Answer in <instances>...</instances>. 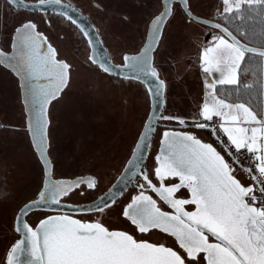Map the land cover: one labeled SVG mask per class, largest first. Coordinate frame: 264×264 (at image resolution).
Returning a JSON list of instances; mask_svg holds the SVG:
<instances>
[{
  "label": "snow or ice",
  "instance_id": "snow-or-ice-1",
  "mask_svg": "<svg viewBox=\"0 0 264 264\" xmlns=\"http://www.w3.org/2000/svg\"><path fill=\"white\" fill-rule=\"evenodd\" d=\"M9 2L40 14L24 18L0 47V68L16 78L43 180L17 206V238L0 264H264V181L255 175L264 174L259 149L238 141L231 129L222 128L221 136L203 107L190 118L166 111L167 79L155 57L172 0H162L142 45L121 52L119 62H113L99 29L63 0ZM49 13L78 29L85 60L98 72L143 82L150 97L125 164L104 188L95 174L57 177L49 154L51 109L66 94L74 70L48 34L54 28ZM194 129L207 130L212 140ZM239 152L255 156L251 166ZM111 216L120 224L107 222Z\"/></svg>",
  "mask_w": 264,
  "mask_h": 264
},
{
  "label": "rangeland",
  "instance_id": "rangeland-1",
  "mask_svg": "<svg viewBox=\"0 0 264 264\" xmlns=\"http://www.w3.org/2000/svg\"><path fill=\"white\" fill-rule=\"evenodd\" d=\"M68 1L92 18L114 62H119L121 52H132L142 45L151 18L162 9L161 0ZM242 1L227 0L223 9L239 7ZM193 4L198 13L217 18L222 0H198ZM26 17L32 15L0 0L1 47L10 42L15 27ZM50 17L54 28L48 34L74 70L66 94L51 109L49 154L57 177L95 174L104 188L125 164L149 111L150 97L137 81L108 78L98 72L86 62V45L75 28L61 18ZM208 31L180 12L163 33L155 59L162 77L167 79L168 113L186 117V111L193 109L201 96V68L205 83L213 84L212 76L230 69L227 60L243 53L216 30L210 31L213 35L208 42L201 43ZM204 59L211 62L208 69ZM25 123L16 78L0 68V260L17 238L12 231L17 206L32 197L43 180L42 165ZM156 146L154 138V150Z\"/></svg>",
  "mask_w": 264,
  "mask_h": 264
},
{
  "label": "crops",
  "instance_id": "crops-1",
  "mask_svg": "<svg viewBox=\"0 0 264 264\" xmlns=\"http://www.w3.org/2000/svg\"><path fill=\"white\" fill-rule=\"evenodd\" d=\"M200 42L204 43L202 40ZM234 57L233 59H228L226 62L228 67H230L228 71L212 76L213 84H210V82L205 83L203 77L204 69L201 68V72L198 74L201 96L197 99L198 102L194 104L193 109L186 111V117L190 118L198 114L203 107L211 115V118L216 116L223 118L224 123L221 126V131L222 128L233 130L238 141L248 143L251 148H258L259 152L256 155L264 157V59L262 88L260 96L256 98L257 106H253L247 101L231 100L223 94V87L237 85L244 80L240 72V67L242 60L245 58V54L242 53ZM207 59L204 60L206 68L208 69L211 62ZM246 88L251 90L252 94L255 93L252 83H248ZM194 131L203 139L208 141L212 140L207 130L194 129ZM244 178L241 176V179Z\"/></svg>",
  "mask_w": 264,
  "mask_h": 264
},
{
  "label": "trees",
  "instance_id": "trees-1",
  "mask_svg": "<svg viewBox=\"0 0 264 264\" xmlns=\"http://www.w3.org/2000/svg\"><path fill=\"white\" fill-rule=\"evenodd\" d=\"M223 21L242 42L264 50V1L242 4L236 10L226 13ZM263 59L262 55L245 54L240 67L244 80L240 84L223 87V94L231 100L247 101L257 106L256 98L260 96L262 88ZM248 83H252L254 94L246 88Z\"/></svg>",
  "mask_w": 264,
  "mask_h": 264
},
{
  "label": "flooded vegetation",
  "instance_id": "flooded-vegetation-1",
  "mask_svg": "<svg viewBox=\"0 0 264 264\" xmlns=\"http://www.w3.org/2000/svg\"><path fill=\"white\" fill-rule=\"evenodd\" d=\"M7 1V0H6ZM26 1H29V2H31V0H26ZM194 1H198V0H183V2L181 3L180 2V0H172V2H171V6H170V19L166 22V24H165V26H164V28H163V33H164V31L166 30V27H167V25L169 24V23H171L172 21H173V19L176 17V15H180V12L182 13L183 12V14L189 19V21H192V22H195V23H197V24H200V25H202V26H205V27H207L208 29H209V31L207 32V33H205L204 34V36H203V39H202V41L204 42V43H206V42H208L210 39H211V37H212V35L213 34H210V31H212V30H216V31H218V33L220 34V35H222L223 37H225L224 36V34H223V32L219 29V28H216V27H212V26H209V25H205V24H203V23H200V22H197V21H195L188 13H187V11H186V9H185V6L187 7V10L190 12V14H192V15H194V16H197V17H199V18H201V19H204V20H207V21H210V22H214V23H216V24H218V25H220V26H223V27H226L227 28V26L225 25V23H224V21H223V19H224V15L226 14V13H230V12H232V11H234V10H236L237 8H239V7H241L242 6V4H245V3H251V4H253V3H257L258 2V0H251V1H246V0H243V3L239 6V7H234V8H232L231 10H224L223 8H224V2H226L227 0H222V7L219 9V11H218V14H217V18H211L210 17V15H205V14H201V13H198L197 11H195V9H194V7H193V2ZM220 1V0H219ZM63 2L64 3H68V4H70L71 6H73L74 8H76L78 11H80L82 14H84L89 20H90V22L98 29V27L96 26V24L93 22V20H92V18L84 11V10H82L81 8H79L77 5H75V4H73V3H71L70 1H68V0H63ZM217 2H218V0H217ZM7 3H8V1H7ZM9 4V3H8ZM161 4H162V0H161ZM10 5V4H9ZM185 5V6H184ZM11 6V5H10ZM12 7V6H11ZM13 8V7H12ZM14 10H16V11H21V12H24V13H27V14H29V15H32V16H36V15H40L39 13H32V12H29V11H26V10H21V9H16V8H13ZM223 9V10H222ZM162 10V9H161ZM49 16H53V17H58V16H54V15H52L51 13H49ZM58 18H60V17H58ZM61 19H63V18H61ZM64 20V19H63ZM66 21V20H65ZM74 28H75V26H73ZM228 29V28H227ZM75 30L77 31V33H78V35L80 36V34H79V32H78V29H76L75 28ZM229 30V29H228ZM148 31V30H147ZM235 35V34H234ZM236 36V35H235ZM64 37V36H63ZM81 37V36H80ZM237 37V36H236ZM226 38V37H225ZM238 38V37H237ZM161 42V41H160ZM160 42H159V44H160ZM105 44V43H104ZM106 46V45H105ZM0 47H1V35H0ZM109 52V51H108ZM244 53V52H243ZM245 54V53H244ZM111 56V55H110ZM50 149V148H49ZM153 149H154V147H153ZM88 174H90V173H88ZM85 175H87V174H85ZM107 219V222H109V223H111V224H113V225H119L120 224V222H121V220L120 219H118L116 216H111V217H108V218H106Z\"/></svg>",
  "mask_w": 264,
  "mask_h": 264
},
{
  "label": "water",
  "instance_id": "water-1",
  "mask_svg": "<svg viewBox=\"0 0 264 264\" xmlns=\"http://www.w3.org/2000/svg\"><path fill=\"white\" fill-rule=\"evenodd\" d=\"M8 3L13 7V8H16V9H21L19 7H16L14 5H12L9 0H7ZM24 2L26 3H30L29 1H26L24 0ZM64 3V2H63ZM65 4H68V3H65ZM171 6V5H170ZM185 6V5H184ZM73 7V6H72ZM74 8V7H73ZM76 9V8H75ZM185 9L187 11V13L197 22H200V23H203L205 25H209V26H212V27H216V28H219L224 36L230 41L232 42L237 48H239L242 52H244L245 54H255V55H262L264 57V50L262 49H258V48H254V47H251L247 44H245L244 42H242L239 38H237L230 30H228L226 27H223V26H220L214 22H210V21H207V20H204V19H201L197 16H194L192 14H190V12L187 10V7L185 6ZM23 10V9H21ZM27 11V10H26ZM171 11V10H170ZM80 12V11H79ZM81 13V12H80ZM82 14V13H81ZM84 17H86L84 14H82ZM87 18V17H86ZM88 22H90V20L87 18ZM91 23V22H90ZM92 24V23H91ZM93 25V24H92ZM105 45V44H104ZM106 50L108 51L107 47L105 46ZM109 53V52H108ZM110 55V54H109ZM114 62V61H113ZM135 81V80H134ZM138 82V81H137ZM141 83L142 85H144L143 82H139ZM144 87L146 88V86L144 85ZM166 98V97H165ZM50 141V140H49ZM50 148V147H49Z\"/></svg>",
  "mask_w": 264,
  "mask_h": 264
},
{
  "label": "built area",
  "instance_id": "built-area-1",
  "mask_svg": "<svg viewBox=\"0 0 264 264\" xmlns=\"http://www.w3.org/2000/svg\"><path fill=\"white\" fill-rule=\"evenodd\" d=\"M207 123L213 128L215 129V131L217 133H219L221 136H223V133L221 131V126L223 125L224 123V120L222 117H219V116H216V117H213L211 118L209 121H207ZM226 139V137H225ZM225 146H228V142L226 141V145ZM236 156H239V158L241 159V161H243L245 164H248L249 166H251V162L252 160L255 158L254 155H249L248 153L246 152H239V153H236ZM236 156H234L233 158L235 159ZM256 177L258 179H260L261 181H264V174L260 173V172H257L256 174ZM246 178V177H245Z\"/></svg>",
  "mask_w": 264,
  "mask_h": 264
}]
</instances>
